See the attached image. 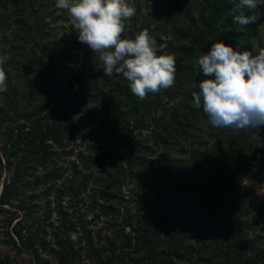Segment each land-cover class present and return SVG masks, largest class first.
I'll return each instance as SVG.
<instances>
[{
	"label": "trees",
	"instance_id": "1",
	"mask_svg": "<svg viewBox=\"0 0 264 264\" xmlns=\"http://www.w3.org/2000/svg\"><path fill=\"white\" fill-rule=\"evenodd\" d=\"M189 1L144 0L153 17L124 22L121 38L146 29L157 55L175 56L174 85L141 100L122 74L103 73L73 25L52 27L70 18L55 16L56 0H0V214L29 264H264L245 186L263 171L251 141L260 127L205 126L192 96L207 78L201 53L221 40L240 48L239 13L229 0ZM96 211L108 221L94 236Z\"/></svg>",
	"mask_w": 264,
	"mask_h": 264
},
{
	"label": "clouds",
	"instance_id": "2",
	"mask_svg": "<svg viewBox=\"0 0 264 264\" xmlns=\"http://www.w3.org/2000/svg\"><path fill=\"white\" fill-rule=\"evenodd\" d=\"M233 5L234 22L256 23L255 10L260 0H229ZM58 9L67 10L78 33V41L95 53L103 65V73L122 74L131 92L144 100L149 93L169 89L175 83V56L157 55L155 40L145 29L135 39L121 38L124 20L136 13L127 0H56ZM0 57V92L7 91V76ZM202 74L207 77L193 92V106L203 108L205 126L229 128L233 131L264 126V49L241 51L225 42L211 44L198 59ZM75 240V234H70Z\"/></svg>",
	"mask_w": 264,
	"mask_h": 264
},
{
	"label": "rangeland",
	"instance_id": "3",
	"mask_svg": "<svg viewBox=\"0 0 264 264\" xmlns=\"http://www.w3.org/2000/svg\"><path fill=\"white\" fill-rule=\"evenodd\" d=\"M197 1L198 0H190L189 1L190 3H188V4L189 5L192 4V7L194 8V7H196L195 3ZM199 1L201 3V0H199ZM127 2L130 5L135 7L137 14L139 13V15H140V20H139L140 27L143 26V22H145V20L147 21L148 19H150V16L153 17L154 14H149L146 7L143 6L144 3H146V2H144V0H127ZM56 9H57V11L55 13L56 17L61 16V14H63V15L66 14L63 9H58L57 7H56ZM183 9L184 8L182 7V11H184ZM244 13H245V15H255L257 17V20H256L257 27L255 28V32L253 33V32H251L252 30L248 29L247 26L246 27L242 26V25L239 26V30L242 32V35H241L242 42L240 45V50L241 51H244V50L253 51V54L255 55L257 53V50L264 49V0H260L257 8L255 10L244 9ZM181 17H182V15H181ZM173 18H174V16H173ZM48 20H52V19H48ZM170 20H172V18H170ZM124 22L127 24V26L130 24L129 19L127 21H124ZM160 23L161 22L159 21L158 24H160ZM70 25L74 26V23H73L71 18H69L68 22L57 21V22H55V25L52 24V27L55 28V30L60 31L61 27L69 29ZM258 25H260V26H258ZM140 31H141V29H140ZM162 33L163 32L161 31V34ZM163 36H165V34ZM79 68H80L79 65L73 66V68H72L73 73L78 72ZM256 132H254V135H253V138L251 141L254 143V145L259 147L257 150L258 156H256L255 162H258L259 168L263 171H262L261 175L259 177H257L256 179L253 178V179H250L248 181H245V186L253 187L255 192L251 197L250 204H251V207L253 209H255L257 212H259V216L254 215L256 218L255 220H256L257 225L255 228V233L250 234V237L251 238L256 237L262 233V236L264 239V126L260 127V129H256ZM79 142L77 144H79ZM121 149H122V153L126 154V148L121 147ZM79 150H82V149H79ZM79 150L77 149L74 152V156L70 157L69 159H66L65 161L69 162L72 160H74V161L78 160L77 155L79 153H77V152ZM172 157L177 160L176 167H178L180 165V163H182V160H185L184 157L178 155V153H176ZM205 163L207 164V168L210 169L212 167L211 160L206 159ZM67 167H68V165H66L65 168H67ZM89 190H90V188L88 189L86 196L90 195ZM127 190H128V187H125L123 189V192H127ZM83 198L85 200H87V198H85V197H83ZM87 204L89 205V201H87ZM115 206H117L116 203H115ZM96 212H93L88 216V223H87L89 225V229L93 232L94 236H95L96 232L101 231L104 228L105 222L108 221V219L105 217H99L98 212L97 213ZM6 218H10V215H6L4 213L0 214V262L2 260L8 259V257H9V259L12 261V264H29L31 258L26 253L20 254L16 250L12 249L11 246L8 244V242H11L10 241L11 239L9 236H12L15 239V235L12 232V226L7 227L5 225V223H3L4 221H6L5 220ZM52 219L56 220V217L53 216ZM109 219L114 220L115 217H110ZM13 225H14V223H13ZM109 233L110 232L108 231L107 234H109ZM41 255L46 260H49V258L47 257V253H45L43 250H41ZM52 263L56 264L55 262H52ZM180 264H185V263H180Z\"/></svg>",
	"mask_w": 264,
	"mask_h": 264
}]
</instances>
